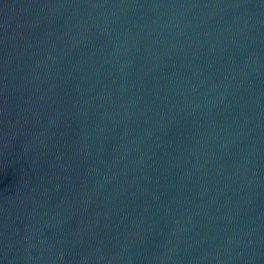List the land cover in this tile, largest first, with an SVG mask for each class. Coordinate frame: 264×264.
Returning <instances> with one entry per match:
<instances>
[{"label":"water","instance_id":"water-1","mask_svg":"<svg viewBox=\"0 0 264 264\" xmlns=\"http://www.w3.org/2000/svg\"><path fill=\"white\" fill-rule=\"evenodd\" d=\"M0 264H264V0H0Z\"/></svg>","mask_w":264,"mask_h":264}]
</instances>
